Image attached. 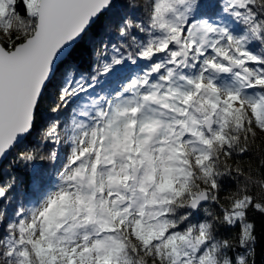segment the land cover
Listing matches in <instances>:
<instances>
[{"label": "snow or ice", "instance_id": "1", "mask_svg": "<svg viewBox=\"0 0 264 264\" xmlns=\"http://www.w3.org/2000/svg\"><path fill=\"white\" fill-rule=\"evenodd\" d=\"M9 156L0 264H264V0H0Z\"/></svg>", "mask_w": 264, "mask_h": 264}, {"label": "trees", "instance_id": "2", "mask_svg": "<svg viewBox=\"0 0 264 264\" xmlns=\"http://www.w3.org/2000/svg\"><path fill=\"white\" fill-rule=\"evenodd\" d=\"M56 98H57V92H56L55 87L50 88L49 96H48V98L46 100V103H45V106H44V111H45V116H46L45 123L48 122V119L57 118V114L56 113H52L50 111V107L55 104ZM60 117L63 118V112L60 114ZM45 166H47V165H45ZM0 168L3 169V172L0 173V179H2V180H7L8 176L11 175V174H16L18 178L23 176V174H24L23 173V169L19 165H16L13 162V156H9L7 158V160H5L2 163ZM260 223H262V221H260L258 219L257 220V225L259 226Z\"/></svg>", "mask_w": 264, "mask_h": 264}, {"label": "water", "instance_id": "3", "mask_svg": "<svg viewBox=\"0 0 264 264\" xmlns=\"http://www.w3.org/2000/svg\"><path fill=\"white\" fill-rule=\"evenodd\" d=\"M2 164H0V166H1Z\"/></svg>", "mask_w": 264, "mask_h": 264}]
</instances>
